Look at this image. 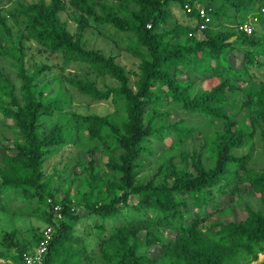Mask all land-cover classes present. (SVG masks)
Wrapping results in <instances>:
<instances>
[{"label": "trees", "instance_id": "trees-1", "mask_svg": "<svg viewBox=\"0 0 264 264\" xmlns=\"http://www.w3.org/2000/svg\"><path fill=\"white\" fill-rule=\"evenodd\" d=\"M8 1L4 6L0 0V59L10 58L20 83L0 66V114L15 118L18 132L17 151L3 152L7 165L0 163V192L8 188L41 204L42 217L53 227L44 264L257 260L264 253V209L244 200L241 185L248 183V192L258 193L264 202V166L249 167L250 154L237 149L258 128L264 148V78L255 73V67H264V0ZM176 2L194 24L170 20V5ZM199 6L212 16L204 27ZM223 15L235 25L214 29L213 18ZM91 19L135 34L132 46L142 49L135 69L113 54L86 46L84 32ZM69 20L75 23L73 30ZM27 40L42 51L62 55L66 63L84 64L95 77L74 74L67 78L70 84L93 98L111 100L114 110L71 111L66 77L54 73L48 63L28 65ZM234 51L242 54L238 66L231 64ZM103 74L118 83L100 88L96 78ZM205 80L208 88L202 85ZM161 100L166 107L156 104ZM173 109L200 116L202 127L187 117L173 119ZM56 113L53 126L42 131L43 117ZM167 137H172L171 145L156 149L154 143ZM70 142L80 149H99L106 157L104 168L82 154L77 162L81 170L75 166L68 174L71 181H65L68 163L60 179L48 174V155ZM227 192L233 204L221 208V217L206 225V205L218 207V197ZM235 204L246 209V218L224 221L222 216ZM133 211L136 215L130 217ZM122 215L124 222L111 223ZM84 219L93 221L85 223L93 228L88 239L78 233ZM162 228L174 230L175 237L169 238ZM35 229L29 240L15 230L4 232L0 257L20 262L23 252L35 250L43 238V229ZM155 244L160 253L151 255Z\"/></svg>", "mask_w": 264, "mask_h": 264}, {"label": "rangeland", "instance_id": "rangeland-1", "mask_svg": "<svg viewBox=\"0 0 264 264\" xmlns=\"http://www.w3.org/2000/svg\"><path fill=\"white\" fill-rule=\"evenodd\" d=\"M11 1L3 0L4 6H8ZM107 3L116 4L117 0H107ZM170 11L172 14V18L170 19L172 22L174 19L178 21H182L184 23L190 22L195 23V19H191L190 17L185 16V12L180 6L178 2L173 3L170 5ZM212 17V16H211ZM64 18H68V16L64 13ZM193 20V21H192ZM212 20V18L210 19ZM212 27L214 29H218L221 27L227 26H234L235 24L230 20L228 16H221L220 18H213ZM70 28L73 30L76 28L75 23L72 20H69ZM260 25V24H259ZM261 28V25H260ZM84 40H86V46L90 48H95L102 50L106 54H113L115 55L118 62L127 66L128 69H135L137 67L138 62L140 61V56L142 53V49H134L132 46L136 40L135 34L129 31H122L114 27L110 23H101L91 19L90 25L84 32ZM27 46V54H26V62L27 64H43L48 63L53 66V72H61L66 79L71 77L75 74L80 78H94L95 75L93 72L89 71L86 66L78 61H71L66 63L64 58L60 54L50 53L46 51H42L39 49L38 45L33 41H26ZM144 51V50H143ZM145 53V52H144ZM231 64L234 66H238L241 62L242 54L239 51H234L231 53ZM0 66H3L7 72L10 73V76L13 78L14 82L19 85L20 80L17 77L15 70L10 62L9 57H4L0 59ZM255 73L258 77L264 78V67L257 68L255 67ZM185 77L184 75L182 76ZM135 78V75H132V79ZM97 86L100 88H105L107 85H115L118 81L108 75L103 74L96 78ZM65 84L69 87V95L72 100L71 111H78L82 113L87 112H98L101 114L109 113L114 110V105L111 100L107 99H96L88 94H84L76 89V87L72 86L69 80H65ZM241 84H245V81L241 80ZM202 85L205 88L209 87V80H205L202 82ZM56 88V87H55ZM52 89L51 91L55 90ZM161 107H166V101L161 100L156 103ZM3 106V105H1ZM0 116V163L7 165V156H4L3 152H8V154H13L17 150L14 147V143L16 140L17 130L14 127L15 118L9 116ZM239 115L237 114V117ZM180 117H187L193 120L196 124L202 127V120L201 117L196 114L191 113H184V112H177L176 109L172 111V118L177 119ZM58 118V113L52 116H45L42 119L41 129L42 131L48 130L51 126H53L54 122ZM172 143V137H167L165 142L156 141L154 146L156 149L161 148L162 146H170ZM263 142L261 139V134L259 128L255 135L251 137H247V142L237 149V152L240 154L249 153L250 159L248 162L249 167H254L256 169H260L264 166V148L262 146ZM201 145V144H199ZM86 155L87 158H95L96 164L99 166H103L102 162L106 159L102 155L99 149H93L92 147L88 148H79L74 143H68L64 146L58 148L56 153L48 155L45 161V169L48 174L53 173L56 177L59 178V174L63 173L62 166L65 163L70 165L65 171V178L66 182L72 180V171H74V167L77 166V170L80 171V165H77L78 160L81 158L80 155ZM145 174V170L141 172V175ZM242 193L244 194V200L249 203L254 208H263L264 209V202L259 197V194L256 192L249 193L248 191L252 190L251 186L248 183H242ZM64 194L63 189L58 192L59 197H62ZM220 201V205L218 207H212V204L208 203L205 207V212H207V218L205 221L206 225H209L212 221L219 219L221 216V208L233 204L232 195L227 192L222 194L218 197ZM134 201L137 200L136 197L133 199ZM41 204L37 202L36 199H27L24 196L16 195L14 192L10 191L8 188L4 191L0 192V238L2 237L3 233L9 230L17 231L18 236L22 240H29L35 233L36 229H43L46 228V221L42 217L41 213ZM193 210V215H196L197 208L195 206H191ZM86 210L81 209L80 212L84 213ZM206 214V213H205ZM136 213L133 211L131 212L130 217L135 216ZM247 211L241 205L235 204L234 208L231 210L230 213L225 214L222 216L224 221L229 220H241L246 218ZM191 220V219H190ZM111 222L114 225H118L125 221V216H121L120 219H113ZM109 222V220H108ZM85 223L92 224L93 221L91 219H84L78 223L79 231L78 233L83 237L88 239L93 232V228L89 229ZM109 229L112 226L108 223ZM165 234L169 238L175 237V231L172 229L162 228ZM77 235V232H76ZM92 247H97L96 241H93ZM160 245L155 244L150 247L149 251L151 255H158L160 253ZM264 260V253H260L259 258L250 264H260ZM1 262L7 261L8 263H12L14 260L12 258L0 257ZM95 264V263H94Z\"/></svg>", "mask_w": 264, "mask_h": 264}, {"label": "built area", "instance_id": "built-area-1", "mask_svg": "<svg viewBox=\"0 0 264 264\" xmlns=\"http://www.w3.org/2000/svg\"><path fill=\"white\" fill-rule=\"evenodd\" d=\"M186 9L188 12L192 11L191 5H186ZM198 10L200 11V15L204 18L201 23V27H204L207 22L210 20L211 15L207 13L205 7L199 6ZM245 28L250 30L249 25L246 24ZM191 34V33H190ZM55 209H59L58 205H55ZM44 234L41 241L37 244L35 250L25 251L21 257L20 262H12L11 264H44V257L48 249V244L50 242V238L53 232V227L51 225H47L46 228L43 229Z\"/></svg>", "mask_w": 264, "mask_h": 264}, {"label": "clouds", "instance_id": "clouds-1", "mask_svg": "<svg viewBox=\"0 0 264 264\" xmlns=\"http://www.w3.org/2000/svg\"><path fill=\"white\" fill-rule=\"evenodd\" d=\"M186 5H189V4H186ZM186 5H185V7H186ZM187 10V9H186Z\"/></svg>", "mask_w": 264, "mask_h": 264}]
</instances>
